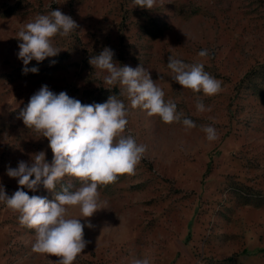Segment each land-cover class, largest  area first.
Masks as SVG:
<instances>
[{
    "label": "rangeland",
    "instance_id": "1",
    "mask_svg": "<svg viewBox=\"0 0 264 264\" xmlns=\"http://www.w3.org/2000/svg\"><path fill=\"white\" fill-rule=\"evenodd\" d=\"M59 9L78 29L52 39L56 57L22 74L17 33L41 14ZM110 47L114 61L142 65L177 105L181 122L164 123L131 108L120 87L105 85V72L89 64ZM208 57H200L201 50ZM202 63L221 82L212 96L183 88L172 80L169 56ZM55 60L54 65L50 61ZM48 85L82 104L104 103L110 95L129 109L124 136L146 146L131 174L98 187L99 209L85 227L89 241L74 264H264V0H157L151 9L132 0H0V185L11 196L20 186L6 166L29 164L49 141L18 118L29 98ZM108 88V89H107ZM200 100L210 111L198 112ZM184 118L196 127L186 128ZM215 128L208 141L202 127ZM34 178V177H33ZM81 186L65 176L56 186ZM29 196L55 193L41 184ZM80 218L78 207L69 208ZM19 213L0 202V264H54L59 258L32 250L35 230L19 223Z\"/></svg>",
    "mask_w": 264,
    "mask_h": 264
},
{
    "label": "clouds",
    "instance_id": "2",
    "mask_svg": "<svg viewBox=\"0 0 264 264\" xmlns=\"http://www.w3.org/2000/svg\"><path fill=\"white\" fill-rule=\"evenodd\" d=\"M157 0H132L133 8L151 10ZM78 24L59 9L38 15L17 33L18 59L23 63L22 74H38L39 68L28 67L31 61L39 64L45 59L56 57L60 51L53 46L52 39L59 35L67 37L78 29ZM115 53L110 47L89 58V64L106 75L105 85L120 87V95L126 96L131 108H141L148 116L158 115L164 123L181 122L183 113L177 112V105L165 101L164 91L151 78L142 65L133 68L114 61ZM200 57H208V50H201ZM166 65L174 74L172 80L193 92L206 96L218 94L221 82L204 70V64H187L169 56ZM55 60L50 61L54 65ZM108 89V88H107ZM198 112L210 111L202 101L197 100ZM129 109L123 100L110 95L104 103L82 104L65 91L58 94L42 85L19 111L18 118L49 141L53 153L51 162L45 159V152L35 154L31 163L19 161L16 168L6 166V175L17 179L20 186L11 196L0 185V202L19 213V223L35 230L32 250L40 254L56 256L54 264H74L79 254L90 243L84 239L85 227L91 223L81 220L90 218L100 210L98 187L117 180L119 174H131L146 152V146L138 144L131 135L124 136L128 124ZM186 128L196 127L188 118L182 120ZM208 141L218 138L212 126L202 127ZM78 178L81 186L71 191V185L56 186L65 176ZM34 177V178H33ZM54 192V200L46 196H29L24 188L36 192L40 185ZM78 207L80 218H71L69 208ZM132 264H151L149 258L135 259Z\"/></svg>",
    "mask_w": 264,
    "mask_h": 264
}]
</instances>
